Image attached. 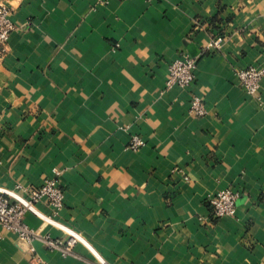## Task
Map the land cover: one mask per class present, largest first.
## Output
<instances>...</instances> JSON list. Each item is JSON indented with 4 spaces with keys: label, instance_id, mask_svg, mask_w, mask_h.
<instances>
[{
    "label": "crops",
    "instance_id": "crops-1",
    "mask_svg": "<svg viewBox=\"0 0 264 264\" xmlns=\"http://www.w3.org/2000/svg\"><path fill=\"white\" fill-rule=\"evenodd\" d=\"M0 192L61 171L62 208L37 234L87 243L62 257L0 228V264H264V0H0ZM220 37L216 49L208 41ZM197 57L191 87L168 64ZM198 95L205 114L190 111ZM134 135L144 140L128 148ZM238 193L233 217L209 197ZM32 247V250L30 249Z\"/></svg>",
    "mask_w": 264,
    "mask_h": 264
},
{
    "label": "built area",
    "instance_id": "built-area-1",
    "mask_svg": "<svg viewBox=\"0 0 264 264\" xmlns=\"http://www.w3.org/2000/svg\"><path fill=\"white\" fill-rule=\"evenodd\" d=\"M15 29L12 12L5 6H0V56L5 51V45L9 34ZM221 42L220 37L208 41L206 48L216 49ZM197 57L183 55L172 60L167 67L168 76L166 87L179 86L184 89L191 87L195 80ZM239 85L248 94H254L258 90L259 82L264 76V68L250 65L235 71ZM190 111L197 116L205 114L201 98L193 95L190 100ZM144 144V140L137 135L130 138L128 148L136 149ZM61 171L53 168L51 174L45 177L38 185L23 188L19 184L14 185L15 190L23 191L22 200H14L3 192H0V228L16 235L18 242L29 243L32 239H38L47 249L57 251L62 257L74 255V245L84 243L85 240L78 233H69L66 238H55L49 235L37 234L24 221L26 212H31L43 219L54 217L62 208L64 191L59 183ZM238 193L229 188L220 189L209 197V203L215 218L233 217ZM43 202L49 208V216L43 217L35 208V205ZM32 250V247H30Z\"/></svg>",
    "mask_w": 264,
    "mask_h": 264
}]
</instances>
